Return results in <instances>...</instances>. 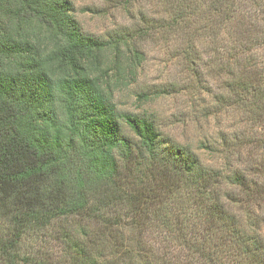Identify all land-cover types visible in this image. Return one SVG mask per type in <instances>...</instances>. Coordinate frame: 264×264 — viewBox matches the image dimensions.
Instances as JSON below:
<instances>
[{"label": "trees", "instance_id": "obj_1", "mask_svg": "<svg viewBox=\"0 0 264 264\" xmlns=\"http://www.w3.org/2000/svg\"><path fill=\"white\" fill-rule=\"evenodd\" d=\"M119 2L136 29L103 40L71 0H0V264H264V0ZM159 35L220 78L233 133L194 150L118 110Z\"/></svg>", "mask_w": 264, "mask_h": 264}, {"label": "rangeland", "instance_id": "obj_2", "mask_svg": "<svg viewBox=\"0 0 264 264\" xmlns=\"http://www.w3.org/2000/svg\"><path fill=\"white\" fill-rule=\"evenodd\" d=\"M119 1L71 0L83 30L103 40L116 32L136 29L135 21H132L136 10L131 14L126 12ZM143 4L146 8L141 10L151 14V6L146 2ZM140 41L144 62L135 74L127 71L126 78L114 91V103L119 111L153 120L176 142L189 145L194 150L201 144L209 146L219 142L225 131L233 133L235 121L225 120L215 103L216 97L223 93L220 78L215 81L207 76L206 69L187 66L179 58V43L173 38L161 42L159 35L155 39ZM164 90L171 95L163 94ZM144 93L149 95V99H139V95ZM126 134L131 136L128 129ZM199 153L207 165L216 166L218 163V156L211 154L210 150L204 149ZM53 241L54 238L40 239L39 236L38 240L27 241L24 249L39 253L43 248L50 255H60V245Z\"/></svg>", "mask_w": 264, "mask_h": 264}]
</instances>
